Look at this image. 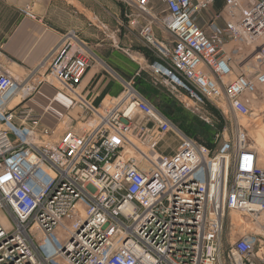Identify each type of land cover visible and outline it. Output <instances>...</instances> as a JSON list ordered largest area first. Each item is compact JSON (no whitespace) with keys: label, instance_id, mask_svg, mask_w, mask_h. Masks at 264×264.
<instances>
[{"label":"built area","instance_id":"obj_1","mask_svg":"<svg viewBox=\"0 0 264 264\" xmlns=\"http://www.w3.org/2000/svg\"><path fill=\"white\" fill-rule=\"evenodd\" d=\"M125 1L149 16L148 69L172 94L236 117L262 111L264 0ZM92 59L69 32L20 73L0 44V264H264V168L244 127L200 143L124 80L96 105L81 90ZM44 85L82 110L75 130L52 137L44 112L23 104Z\"/></svg>","mask_w":264,"mask_h":264},{"label":"rangeland","instance_id":"obj_2","mask_svg":"<svg viewBox=\"0 0 264 264\" xmlns=\"http://www.w3.org/2000/svg\"><path fill=\"white\" fill-rule=\"evenodd\" d=\"M147 21H149V16L142 15L127 1L119 0L118 25L112 28V31L104 29L97 37L91 39L97 43L92 47L97 54L96 57H102L112 66L102 63L106 69L104 73L115 82L117 89L121 92L124 90V84L120 78L132 82L134 88L144 99L167 115L186 135L200 143L213 144L216 135L225 125L239 122L244 127L250 144L259 154V165L264 168V101L260 113L247 117H236L231 111L216 106L212 101L195 106L183 95L172 94L148 69L158 52L155 46L145 42L139 34L141 26ZM156 27L155 25L156 38L160 33L165 34L155 29ZM53 83L56 87L58 86L57 83ZM55 86L44 85L30 99L23 102L24 105L33 107L37 112H44V125L55 130L52 137L61 135L65 129L75 130L79 121L83 119L82 110L78 106L71 108L69 96L57 92ZM146 120L143 114L138 115L135 118L133 132L136 133L147 122ZM178 140L179 138L172 133L166 140L165 152H170ZM235 223L238 226L241 221ZM228 233L229 231L226 230V243L230 240ZM234 238V235L231 236L232 241Z\"/></svg>","mask_w":264,"mask_h":264},{"label":"crops","instance_id":"obj_3","mask_svg":"<svg viewBox=\"0 0 264 264\" xmlns=\"http://www.w3.org/2000/svg\"><path fill=\"white\" fill-rule=\"evenodd\" d=\"M223 2L214 0V10H219ZM25 6L31 8L36 18L20 13ZM118 20L119 0H0V44L14 61L17 71L23 73L38 64L72 32L95 56L83 77L81 90L85 98L97 105L118 96L121 91L104 73L103 64L112 66L102 57H96L92 47L97 43L91 39L104 29L112 31ZM155 29L161 31L158 27ZM161 34L158 40L166 38ZM64 46L61 44L57 51Z\"/></svg>","mask_w":264,"mask_h":264},{"label":"bare ground","instance_id":"obj_4","mask_svg":"<svg viewBox=\"0 0 264 264\" xmlns=\"http://www.w3.org/2000/svg\"><path fill=\"white\" fill-rule=\"evenodd\" d=\"M4 224H8L6 221H4Z\"/></svg>","mask_w":264,"mask_h":264},{"label":"trees","instance_id":"obj_5","mask_svg":"<svg viewBox=\"0 0 264 264\" xmlns=\"http://www.w3.org/2000/svg\"><path fill=\"white\" fill-rule=\"evenodd\" d=\"M207 145H210V144H207Z\"/></svg>","mask_w":264,"mask_h":264}]
</instances>
